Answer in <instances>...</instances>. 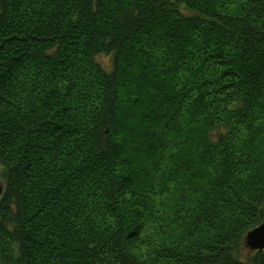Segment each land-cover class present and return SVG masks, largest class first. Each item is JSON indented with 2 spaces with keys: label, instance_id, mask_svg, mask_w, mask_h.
<instances>
[{
  "label": "trees",
  "instance_id": "obj_1",
  "mask_svg": "<svg viewBox=\"0 0 264 264\" xmlns=\"http://www.w3.org/2000/svg\"><path fill=\"white\" fill-rule=\"evenodd\" d=\"M0 170V264H264V0H0Z\"/></svg>",
  "mask_w": 264,
  "mask_h": 264
},
{
  "label": "water",
  "instance_id": "obj_2",
  "mask_svg": "<svg viewBox=\"0 0 264 264\" xmlns=\"http://www.w3.org/2000/svg\"><path fill=\"white\" fill-rule=\"evenodd\" d=\"M1 190V187H0ZM244 246L251 250L264 248V221L250 229L244 236Z\"/></svg>",
  "mask_w": 264,
  "mask_h": 264
},
{
  "label": "rangeland",
  "instance_id": "obj_3",
  "mask_svg": "<svg viewBox=\"0 0 264 264\" xmlns=\"http://www.w3.org/2000/svg\"><path fill=\"white\" fill-rule=\"evenodd\" d=\"M99 61H100V63L101 64H103L107 69L111 66V57L110 56H105V55H100L99 56ZM1 170H0V187H1V190H0V196H1V194H2V190H3V178H2V176H1ZM244 248L245 249H248L249 251H252L251 249H249L248 247H245L244 246ZM248 252V251H247Z\"/></svg>",
  "mask_w": 264,
  "mask_h": 264
}]
</instances>
